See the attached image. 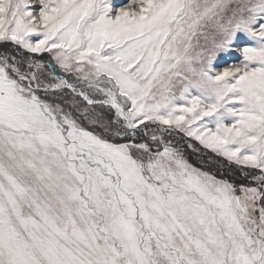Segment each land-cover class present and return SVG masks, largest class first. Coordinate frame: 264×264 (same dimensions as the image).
I'll list each match as a JSON object with an SVG mask.
<instances>
[{
  "label": "snow or ice",
  "instance_id": "obj_1",
  "mask_svg": "<svg viewBox=\"0 0 264 264\" xmlns=\"http://www.w3.org/2000/svg\"><path fill=\"white\" fill-rule=\"evenodd\" d=\"M0 264H264V0H0Z\"/></svg>",
  "mask_w": 264,
  "mask_h": 264
},
{
  "label": "trees",
  "instance_id": "obj_2",
  "mask_svg": "<svg viewBox=\"0 0 264 264\" xmlns=\"http://www.w3.org/2000/svg\"><path fill=\"white\" fill-rule=\"evenodd\" d=\"M197 148H199V147H197ZM187 154H188L189 158H197L196 156H199L200 157L199 159H201V157L205 155V152H204V150L201 149V151L199 153H192L191 150L189 149ZM212 170L215 171L216 169L213 168Z\"/></svg>",
  "mask_w": 264,
  "mask_h": 264
},
{
  "label": "rangeland",
  "instance_id": "obj_3",
  "mask_svg": "<svg viewBox=\"0 0 264 264\" xmlns=\"http://www.w3.org/2000/svg\"><path fill=\"white\" fill-rule=\"evenodd\" d=\"M193 143L196 144V146L200 148V146L198 145L197 142H193ZM196 157L197 158H189V156H188L190 162H192L195 166H198L199 167L200 166L201 159H199L200 158L199 156H196Z\"/></svg>",
  "mask_w": 264,
  "mask_h": 264
}]
</instances>
